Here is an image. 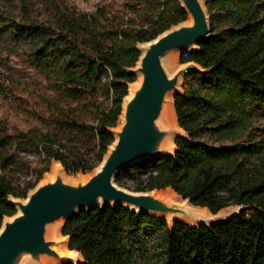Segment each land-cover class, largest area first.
<instances>
[{
	"label": "trees",
	"instance_id": "trees-1",
	"mask_svg": "<svg viewBox=\"0 0 264 264\" xmlns=\"http://www.w3.org/2000/svg\"><path fill=\"white\" fill-rule=\"evenodd\" d=\"M123 1L134 19L106 17L103 24L100 15L84 13L61 19L52 30L34 19L0 25V35L32 42L36 68L53 91L47 102L60 123L44 134H20V149L43 155L31 167L11 152L13 136L0 121V228L17 213L10 197L27 198L53 161L67 174L100 166L137 81L131 69L142 54L139 44L189 19L179 0ZM205 3L211 36L197 50L181 52V64L197 67L173 98L185 135L175 138L174 154L123 169L116 183L135 192L170 188L213 214L230 206L239 211L207 226L98 205L64 223L68 248L81 258L63 264H264V127H256L264 120V0ZM100 96L108 104L99 103ZM70 101L78 104L67 110ZM84 111L94 114V122L83 118ZM76 141L83 153L72 148ZM23 167L30 170L23 179L11 176Z\"/></svg>",
	"mask_w": 264,
	"mask_h": 264
},
{
	"label": "water",
	"instance_id": "water-1",
	"mask_svg": "<svg viewBox=\"0 0 264 264\" xmlns=\"http://www.w3.org/2000/svg\"><path fill=\"white\" fill-rule=\"evenodd\" d=\"M179 1L191 23L185 21L175 25L157 39L142 43L145 44L143 48L139 47L142 54L131 71L140 76V81L134 85L133 94L125 98L121 128L112 129L115 141L99 169L85 182L71 183L65 177L64 168H55L58 170L55 178L50 176L47 182L39 183L27 198L10 197L17 213L5 217L0 228V264H43L49 257L60 264L78 261V257L61 254L57 250L60 243L49 232L55 225L98 205H123L165 218L170 224L212 226L232 216L219 218L209 209L193 205L189 199L181 197L186 204L169 202L160 197L158 190L135 192L116 183L123 169L137 162L174 154L175 150L171 152L172 148L166 144L167 139L171 138L175 146V138L185 135L180 126L178 129L163 127L160 121L167 98L182 92L185 74L197 65L194 62L182 64L171 74L164 59L175 51L197 50L201 42L210 38L211 25L205 0ZM66 242L68 244V238Z\"/></svg>",
	"mask_w": 264,
	"mask_h": 264
},
{
	"label": "rangeland",
	"instance_id": "rangeland-1",
	"mask_svg": "<svg viewBox=\"0 0 264 264\" xmlns=\"http://www.w3.org/2000/svg\"><path fill=\"white\" fill-rule=\"evenodd\" d=\"M84 13L100 15V20L103 24L106 17H122L125 20L136 17L134 10L123 0H55V4H53L52 0H0V25L4 21L27 22V19H34L45 21L47 24L52 25L53 28L50 29L52 30L61 19L67 20ZM189 20L190 18L187 21ZM144 45L139 44V47L143 48ZM173 53V64L165 63L171 74L176 73L183 66L180 61L181 52L175 51ZM139 81L140 76H137L135 85ZM52 95L53 91L45 76L36 68L32 42L24 38L17 39L8 33L0 35V121L5 124L7 132L13 136L11 152L19 154L25 161L29 162L31 167L37 166L41 162L43 155L37 156V151L33 148L20 149L18 138L22 133L32 131L44 134L54 129L55 126L59 127L60 123L55 120L53 109L47 102V99ZM98 99L99 103L105 102L104 104H108V102L103 101V96ZM77 104V101H70L66 105L67 110L71 107H76ZM83 118L88 122H94V114L92 112L84 111ZM121 125L122 118L117 128L120 129ZM256 127L263 128L264 120H259L256 123ZM175 129H178V127ZM72 148H76L79 153L85 151L83 144L78 141L74 143ZM55 168L63 169L59 162L53 161L50 170L44 175L40 183L47 182ZM98 169L87 174H67L65 171L64 174L67 181L79 183L88 180ZM28 172L30 170L23 167L21 171H16L11 176L16 179H23ZM127 187L133 189L131 183H128ZM168 189L170 188L164 190ZM160 191L163 190H158V192ZM179 197L181 198V196ZM238 211V207L230 206L215 216L226 218ZM63 224L61 223L59 233L55 237V240L60 244L66 243L67 239L61 233Z\"/></svg>",
	"mask_w": 264,
	"mask_h": 264
},
{
	"label": "bare ground",
	"instance_id": "bare-ground-1",
	"mask_svg": "<svg viewBox=\"0 0 264 264\" xmlns=\"http://www.w3.org/2000/svg\"><path fill=\"white\" fill-rule=\"evenodd\" d=\"M189 22L191 23V19L189 20ZM174 61V53H170L165 59L164 62L167 64L172 65ZM135 83L131 84V87L129 88V96H131L133 94V88H134ZM161 125H163V127H178L179 128V124H178V120H177V115H176V111H175V107H174V100L172 95H170L167 98V102L165 104V108H164V112H163V116L161 118L160 121ZM167 146L172 148L171 152H174V150L176 149V146H174L172 139L168 138L167 142H166ZM58 170L53 169L52 173L50 174L51 178L54 179L55 176L57 175ZM160 197H162L164 200L169 201V202H180L181 204H186V201L182 200V198H180L178 196V194L173 191L172 189H168V190H163L158 192ZM191 207V206H190ZM193 209V207H191ZM200 211L205 210L207 213H209L206 209H199ZM191 225H196L195 223H190ZM59 229H60V224L55 225L53 228H51L49 235L51 237H56L57 234L59 233ZM57 250L61 253V254H66L71 258H76L78 257L79 259L81 258L80 254L77 253L76 251H72L67 247V242L66 243H61L59 246H57ZM43 264H60L55 258L53 257H49L44 259Z\"/></svg>",
	"mask_w": 264,
	"mask_h": 264
}]
</instances>
